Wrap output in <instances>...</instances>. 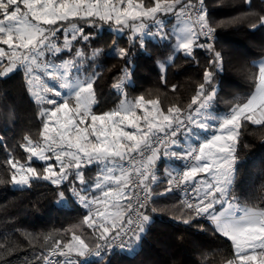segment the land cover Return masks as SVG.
I'll list each match as a JSON object with an SVG mask.
<instances>
[{
    "label": "snow or ice",
    "instance_id": "snow-or-ice-1",
    "mask_svg": "<svg viewBox=\"0 0 264 264\" xmlns=\"http://www.w3.org/2000/svg\"><path fill=\"white\" fill-rule=\"evenodd\" d=\"M177 5H180L178 12ZM174 12L177 16L189 15L176 50L191 57L196 47L206 48L214 52L209 65H219L218 70H222L221 53L208 43L214 39L215 28L209 23L202 2L196 8L192 3L182 4L181 0H148L147 3L145 0H0V78L23 69L31 84L40 81L39 73H43L57 85L46 86L43 92L61 98L57 101L33 93L37 100H46L52 107L42 113V117H46L40 132L43 142L34 143L26 136L27 144L23 147L29 153V162L35 158L46 166L41 175L30 164L25 166L9 159L7 163L14 169L12 184L30 185L35 178L61 185L74 177L83 185L86 181L82 168L92 164L102 166L98 181L103 183L94 185L100 195L89 198L84 194L86 189L73 188L71 191L89 209L83 223L92 228L93 233L99 230L97 240L103 243H97L93 251L73 229L71 242H54L53 254L102 257L101 249L111 250L116 240L121 242L122 251H133L150 223V216L141 210L152 196L148 181L159 182L154 167L162 153L163 157L193 163L182 173L168 172V188L161 195L189 182L196 185L198 174L211 178L200 181L195 188L198 193L195 203L183 202L189 218L182 215V222L189 224L196 217L210 221L214 232L231 242L235 255L226 264H264V207L239 206L234 198L229 199L239 130L244 121L264 125V60L259 62L258 72L252 74L254 90L235 102L230 111L218 119V126L203 139L194 129L207 132L210 127L207 118L201 119V116L208 110L216 92L214 87L208 91L215 75L212 67L205 68L204 83L198 86L187 109L173 105L165 112L157 99L146 101L141 96L134 101L121 100L116 108L102 114L93 111L97 102L94 88L97 73L86 74L83 63L88 57L84 50L74 47V42H87L92 37L71 22L82 20L95 27L98 20L114 24L116 32L128 28L133 33L130 38L133 43L139 34L143 48L144 37L149 34L144 21L152 20L159 26L158 14ZM59 22L71 23L70 30L64 29L62 45L56 40ZM260 23L264 24V16L260 17ZM159 35L165 38L162 30ZM200 37L204 40L200 41ZM65 51L69 58L61 60ZM129 51L113 44L112 53L124 60L126 66ZM99 52L93 50L92 58ZM53 60L60 62L53 63ZM126 79L127 68L125 75L112 87L120 91ZM65 89L68 90L66 95L60 91ZM189 138L192 143L188 142ZM182 144L185 146L181 147ZM52 160L55 163L49 162ZM60 196L63 198L64 193ZM217 204L221 210H217ZM44 260L48 264L49 256H44ZM65 264L72 262L69 260ZM204 264L213 262L205 260Z\"/></svg>",
    "mask_w": 264,
    "mask_h": 264
},
{
    "label": "trees",
    "instance_id": "trees-1",
    "mask_svg": "<svg viewBox=\"0 0 264 264\" xmlns=\"http://www.w3.org/2000/svg\"><path fill=\"white\" fill-rule=\"evenodd\" d=\"M203 8L215 28L213 47L222 55V70H218L219 65H209L214 54L201 47H196L191 57L178 52L169 61L175 42L170 18L162 29L165 38L148 34L143 48L139 36L132 42L128 28L116 32L114 24L97 20L93 27L89 22L72 21L92 37L87 42H74V47L84 50L88 57L83 63L86 74L97 73L94 84L97 102L93 111L102 114L116 108L121 100L134 101L141 96L146 101L157 99L165 112L173 105L187 109L198 86L204 83L205 68L209 67L215 75L208 91L212 87L216 89L207 110L211 119L209 126L217 125L218 119L227 114L235 102L247 97L254 90L252 74L258 72L256 62L264 57V24L260 23L264 0H203ZM71 23L57 24L59 43L64 28ZM253 24L257 27L253 28ZM114 43L117 48L130 50L127 66L112 53ZM95 49L100 52L92 58ZM68 58L67 51L61 54V60ZM126 68L127 79L117 91L112 86L125 75ZM43 106L46 104L31 97L23 69L0 78V264H42L56 240L62 244L71 242L73 229L92 249L101 242L97 240L99 230L93 233V229L83 223L88 210L71 192L73 188L86 189V196L94 195L91 186L97 164L82 168L86 181L83 185L76 183L74 177L61 185L35 178L30 185L18 186L11 182L14 169L7 163L9 159L25 166L30 164L43 174L46 163L35 158L29 162V153L23 147L27 144L26 136L34 143L42 142ZM212 131L209 127L207 132L201 131L199 137L210 135ZM235 156L229 199L234 198L236 203L249 207H264V125L243 122ZM181 162L163 157L162 153L157 160L154 171L159 182L148 181L154 197L151 206L144 209L150 223L134 250L111 251L82 264H204L205 260L226 264L234 257L230 241L215 233L211 223L196 218L189 224L182 222V215L189 217L178 194L161 195L168 186V172L173 173Z\"/></svg>",
    "mask_w": 264,
    "mask_h": 264
},
{
    "label": "rangeland",
    "instance_id": "rangeland-1",
    "mask_svg": "<svg viewBox=\"0 0 264 264\" xmlns=\"http://www.w3.org/2000/svg\"><path fill=\"white\" fill-rule=\"evenodd\" d=\"M180 8H176V12L179 11ZM171 20H170V19ZM158 20L161 22L159 26H157L156 22L155 21H152V20H147V21H144V23L147 25L145 31L148 32L149 34H156V36H160L159 35V31L164 29V24L166 21H172L171 24H170V30H171V33L172 35L175 37V42L173 43L172 45V48H171V54L169 56V61H171L173 59V57L180 51H177L176 50V45H177V42H178V39L183 35V32H182V29L185 28L186 26V22L188 20H184L181 16H177L174 13H168V14H158ZM137 23H140L139 21H137ZM116 27V26H115ZM71 28V25H69L68 27L64 28V29H69L70 30ZM70 34V32H69ZM62 40H61V45L63 44V40H64V35H65V31L63 30L62 32ZM130 36H133V33L130 31ZM136 36H139V34H136ZM148 36V35H146ZM59 38L56 37V40H58ZM201 41V40H200ZM183 53V52H182ZM264 60V57L263 58H260L259 60H257L256 64L259 65V62ZM54 63V62H53ZM59 63V62H58ZM57 63V64H58ZM39 75L41 76V80L40 81H34L32 82L31 84L28 82L27 78H26V81H27V85H28V88H29V91H30V95L31 97L38 103H45L46 106H43V110H42V113L46 110V109H50L52 106L47 104L46 100H37L36 96L33 94L34 92H38L40 93L42 96L44 97H48V98H52L54 100H57V101H60L61 98L60 97H55L53 96L51 93H45L43 92V88L46 87V86H57L56 85V82L55 81H52L50 78H48L47 76H45L43 73H39ZM62 91L63 94H67V91L68 90H60ZM62 102V101H61ZM140 115H143L142 112H139ZM210 117V113H208L207 111L205 113H202V116H201V119H204V118H207V122L208 124L210 123L211 119L209 118ZM46 119V117H45ZM212 123V122H211ZM217 125H215L214 123H212L210 125V128L214 130V127H217ZM130 130V129H129ZM194 131L198 132V133H201L202 130L200 129H194ZM202 132H205V131H202ZM200 139H203L202 137H199ZM184 139V138H183ZM43 142V141H42ZM41 142V143H42ZM189 143H192L193 140L192 138H189L188 140ZM182 146L184 147L185 145L182 144ZM49 155H51V153H49ZM50 163H55L54 160L52 161H49ZM101 168L102 166L101 165H97V172H96V177H95V181L94 183L92 184L91 186V189L94 191V195H100L99 192L95 191V188H94V185L97 183V182H101L103 183V181H98V177L100 176L101 174ZM200 183V181L204 180V179H211L210 177H206L205 174H198L197 177H196ZM76 183H80L78 179H73ZM18 186H22V185H18ZM72 187V186H71ZM72 190V189H71ZM72 192V191H71ZM196 196L198 195V193L196 192L195 193ZM89 198H91L93 195H87ZM78 199V198H77ZM79 201V199H78ZM236 203V202H235ZM241 206H246V205H241ZM225 207H227V204H225ZM249 207V206H248ZM216 208L217 210H221V206L219 204L216 205ZM88 210V213H89V209L87 208ZM89 215V214H88ZM93 219H95V217H93ZM214 227V226H213ZM234 253V251H233ZM235 255V253H234Z\"/></svg>",
    "mask_w": 264,
    "mask_h": 264
},
{
    "label": "built area",
    "instance_id": "built-area-1",
    "mask_svg": "<svg viewBox=\"0 0 264 264\" xmlns=\"http://www.w3.org/2000/svg\"><path fill=\"white\" fill-rule=\"evenodd\" d=\"M201 2L203 3V0H185L183 4H187V3H192L193 5L196 6V8H199L201 6ZM184 20H188L189 21V15L186 13L185 15L181 16ZM192 19L194 20L195 17L192 16ZM197 31L199 30L198 28L196 29ZM200 40L203 41L204 37H200ZM213 40L208 41V43H211L213 45ZM214 48V47H213ZM214 54V52H213ZM193 163V161H184L182 160L181 164L177 166V168L175 169V171L173 172L174 175L182 173L184 170H186V166H191V164ZM196 179V185L192 184L191 182H189L186 185H182L180 187H174V190L171 192H174L176 194H178L182 200V202L187 201V202H191V203H195L196 202V191L195 188L197 187V185H199V181L197 178ZM168 188V186H167ZM153 194L150 198V200L146 203V207H150L151 203H152V199H153ZM133 203H135V201H133ZM144 208V209H145ZM144 209H142L141 211L144 212ZM196 219L203 221V222H209L206 218H202V217H196ZM100 243H103L102 241ZM114 247L110 250L108 248H103L101 249L102 252V256L106 255L107 253L111 252V251H121V247L120 244L121 242L119 240L113 241ZM55 246H53L48 254L46 256H49V261L48 264H59L61 262H66V261H71L72 263H77V264H82V263H86L89 261H92L94 259L100 258V257H96L94 255H90L88 257H79L77 255H75L74 253L71 254L70 256H60L58 253L53 254L52 253V249ZM62 248V247H61ZM66 251V249H64ZM95 250V248H93V251ZM42 264H45V260L42 262Z\"/></svg>",
    "mask_w": 264,
    "mask_h": 264
},
{
    "label": "crops",
    "instance_id": "crops-1",
    "mask_svg": "<svg viewBox=\"0 0 264 264\" xmlns=\"http://www.w3.org/2000/svg\"><path fill=\"white\" fill-rule=\"evenodd\" d=\"M168 158H172V157H171V156H169ZM170 169H172V170H173V169H174V167H172V166H171V168H170ZM235 204H238L239 206H241V205H242V204H240V203H235ZM230 243H231V242H230Z\"/></svg>",
    "mask_w": 264,
    "mask_h": 264
}]
</instances>
